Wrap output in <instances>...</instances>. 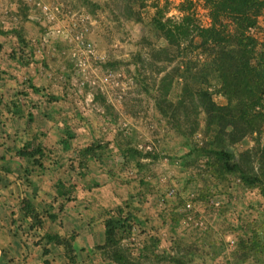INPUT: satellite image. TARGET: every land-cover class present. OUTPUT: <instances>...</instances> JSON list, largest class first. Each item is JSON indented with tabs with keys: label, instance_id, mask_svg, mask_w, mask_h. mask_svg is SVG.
Masks as SVG:
<instances>
[{
	"label": "rangeland",
	"instance_id": "1",
	"mask_svg": "<svg viewBox=\"0 0 264 264\" xmlns=\"http://www.w3.org/2000/svg\"><path fill=\"white\" fill-rule=\"evenodd\" d=\"M184 1L0 0V72L15 78L0 101L21 127L31 126L44 154L61 156L64 172H105L109 195L113 189L121 203L99 213L104 221L128 216L131 228L119 235L133 264H264L263 196L237 175L214 174L213 160L190 154L211 137L194 98L189 121L182 108L176 113L183 133L174 127L176 101L198 81L153 20L156 7L180 17ZM191 8L207 26L203 0ZM249 31L255 62L264 52V8ZM201 87L226 103L215 80ZM257 144L249 134L227 150L236 158ZM73 179L79 181L60 183L62 192L71 193ZM96 246L88 264L108 261Z\"/></svg>",
	"mask_w": 264,
	"mask_h": 264
},
{
	"label": "trees",
	"instance_id": "2",
	"mask_svg": "<svg viewBox=\"0 0 264 264\" xmlns=\"http://www.w3.org/2000/svg\"><path fill=\"white\" fill-rule=\"evenodd\" d=\"M184 2L186 6L183 3L182 14L178 18L165 17V9L155 5L153 20L156 30L170 46L178 49L181 60L188 64L186 71H193L201 84L195 87L198 83L195 82L192 90H188V96L176 101L172 109L174 127L183 133L179 114L176 113L182 108L186 111L185 120L189 121L187 112L189 107H193L191 113L196 111V100L205 114L206 131L211 128V141L194 146L190 154L196 153L213 160L214 174L237 175L247 186L257 188L264 198V52H260L259 58L253 62L256 43L249 31L264 8V0H203L210 19L207 26L201 25L193 9H190L192 0ZM210 78L218 84V92L225 97V104L216 103L211 93L201 87ZM191 123L186 131L188 135H192L198 127L196 118ZM249 134H255L258 144L239 152L234 158L227 148ZM93 145L87 146L86 150L91 151ZM17 152H27L31 156L44 154L39 143L30 141ZM117 210L120 211V207ZM24 212L34 223L40 224L36 212L28 207ZM130 228L128 216L105 219L104 242L96 246L105 259L114 264H133L131 253L121 247L119 235L121 230ZM46 239L63 245L66 257L75 263L72 238L46 234Z\"/></svg>",
	"mask_w": 264,
	"mask_h": 264
},
{
	"label": "crops",
	"instance_id": "3",
	"mask_svg": "<svg viewBox=\"0 0 264 264\" xmlns=\"http://www.w3.org/2000/svg\"><path fill=\"white\" fill-rule=\"evenodd\" d=\"M11 80L15 78L8 71L0 72V94H6L5 82ZM2 105L5 110L4 114L0 113L3 130L0 132V264H71L64 246L48 241L46 234L61 238L72 235L75 264L96 261L97 256L91 250L104 242V217L99 209L121 203L113 189L111 195L107 191L108 176L100 169L93 171L94 166H89L83 176L74 170L64 172L59 165L61 156L55 151L47 155L18 154L24 143L32 142L31 128L21 127L19 117H10L6 100L0 101V108ZM11 129L13 134H8ZM69 176L78 177L79 181H70L71 193L62 192L60 183ZM26 207L38 214L40 224L25 214Z\"/></svg>",
	"mask_w": 264,
	"mask_h": 264
}]
</instances>
